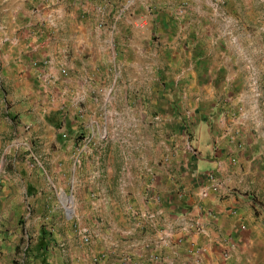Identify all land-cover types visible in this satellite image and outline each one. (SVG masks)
Returning a JSON list of instances; mask_svg holds the SVG:
<instances>
[{
    "label": "crops",
    "instance_id": "obj_1",
    "mask_svg": "<svg viewBox=\"0 0 264 264\" xmlns=\"http://www.w3.org/2000/svg\"><path fill=\"white\" fill-rule=\"evenodd\" d=\"M126 1L41 0L34 8L36 5L7 0L0 25L8 43L7 61H21L19 69L25 66L22 61H71L72 77L68 82L73 91L66 92L76 100L90 99L89 104L98 109L106 105L96 100L100 97L96 77H110L114 70L117 80L118 75L122 78L123 66L138 68V61H153L155 32L172 30L171 38L182 42L174 47V53L166 54L167 61H213L214 55L205 51L209 46L211 51L220 49L219 35L215 37L213 27L205 32L194 30L190 46V40L180 38L181 31L168 25L171 21L167 13L176 0L160 4L162 12L156 25L148 15L153 0L129 1L133 5L123 20L121 7ZM140 9H145V15ZM186 49L193 55L187 57ZM36 77L33 75V83ZM193 82L198 93L207 91L211 98L204 102L198 98L187 113L197 134L194 149L179 150L156 169L151 158L140 169V175L135 157L128 168L129 184L120 179L115 188L114 193L120 194L118 200L90 201L80 229L81 244L60 252L58 224L50 217L47 225L41 224L44 227L40 226V232H25L26 239L33 236V244L27 248L35 257L32 262L26 258L24 264H264V120L258 117L261 105L249 111L250 96L241 94L242 79L224 76L221 71L212 78L203 64ZM179 83L163 88L159 94L177 96ZM206 84H210L209 90ZM150 93L153 97V90ZM173 112L175 120H180L177 111ZM52 140L55 160L64 162V172H73V143H64L57 134ZM87 158L92 162L97 156L90 152ZM91 167L87 185L90 195L96 193L94 178L101 176L100 170ZM109 171L110 176L116 174L112 168ZM19 174L18 181L25 191L30 180L23 172ZM51 176L53 181H49L55 187L58 179ZM7 181L0 191V264L15 263L11 246L4 242L11 237L5 223L10 215L7 188L14 184ZM26 208L23 205L17 211L24 213ZM64 233L70 241V217L65 220Z\"/></svg>",
    "mask_w": 264,
    "mask_h": 264
},
{
    "label": "rangeland",
    "instance_id": "obj_2",
    "mask_svg": "<svg viewBox=\"0 0 264 264\" xmlns=\"http://www.w3.org/2000/svg\"><path fill=\"white\" fill-rule=\"evenodd\" d=\"M19 1L36 5L34 8L41 2ZM129 1L121 7L123 20L133 5ZM153 1L148 15L156 25L162 12L160 4L166 0ZM8 4L0 0V25ZM141 11L145 15V9ZM167 14L171 21L168 25L181 31L180 38L190 40V46L194 30L214 28L220 49H205L214 55L213 61H167L166 54L174 53V47L182 42L171 38L172 30L155 32L153 61H138V68L123 66L122 78L118 75L117 80L114 70L110 77H96L100 95L96 100L104 102L103 109L90 105L88 98L76 100L66 92L73 91L68 82L72 77L71 61H22L25 66L20 69L21 61H7L8 43L0 28V191L7 180L14 181L7 188L10 215L5 221L11 237L4 242L11 246L15 263L24 264L26 258L32 262L35 256L27 246L33 244V236L28 240L25 232H40L41 224L47 225L50 217L58 224L60 252L81 244L80 229L90 201L118 200L120 194L114 193L115 188L120 179L129 184L128 168L135 157L140 175V169L151 158L156 169L179 150L194 149L197 134L187 113L198 98L211 100L207 91L195 90L193 77L201 64L212 78L220 71L227 77H240L241 94L250 96L249 111L259 109L260 104L258 117L264 120V0H176ZM187 49L186 56H192ZM33 75H37L35 84ZM178 80L177 96L159 94L163 88L174 87ZM174 110L179 114L178 121ZM55 134L64 143H73V172H64V162L55 160ZM90 152L97 156L95 161L88 162ZM89 167L101 171V176L94 178L96 193L92 195L87 190ZM109 168L116 171L115 177L109 175ZM21 172L30 180L25 191L18 181ZM51 174L58 179L55 187L49 181H53ZM23 205L26 211H17ZM67 217L73 219L70 241L64 235Z\"/></svg>",
    "mask_w": 264,
    "mask_h": 264
},
{
    "label": "built area",
    "instance_id": "obj_3",
    "mask_svg": "<svg viewBox=\"0 0 264 264\" xmlns=\"http://www.w3.org/2000/svg\"><path fill=\"white\" fill-rule=\"evenodd\" d=\"M88 241H89V239L86 238V239H85V242L87 243Z\"/></svg>",
    "mask_w": 264,
    "mask_h": 264
},
{
    "label": "trees",
    "instance_id": "obj_4",
    "mask_svg": "<svg viewBox=\"0 0 264 264\" xmlns=\"http://www.w3.org/2000/svg\"><path fill=\"white\" fill-rule=\"evenodd\" d=\"M14 264H17V263H14Z\"/></svg>",
    "mask_w": 264,
    "mask_h": 264
}]
</instances>
